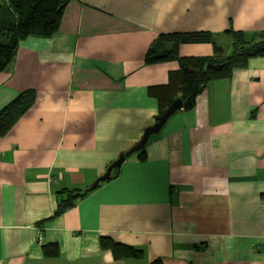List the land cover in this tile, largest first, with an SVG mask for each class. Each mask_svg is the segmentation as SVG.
<instances>
[{"label": "crops", "instance_id": "obj_1", "mask_svg": "<svg viewBox=\"0 0 264 264\" xmlns=\"http://www.w3.org/2000/svg\"><path fill=\"white\" fill-rule=\"evenodd\" d=\"M228 28L264 30V0H68L55 33L18 42L0 108L28 88L35 98L0 137V264H264V55L208 82L88 189L154 121L147 88L177 68L145 63L155 37L208 31L225 45ZM71 189L85 192L54 215ZM100 235L142 258L114 260ZM48 242L57 256L42 254Z\"/></svg>", "mask_w": 264, "mask_h": 264}, {"label": "trees", "instance_id": "obj_2", "mask_svg": "<svg viewBox=\"0 0 264 264\" xmlns=\"http://www.w3.org/2000/svg\"><path fill=\"white\" fill-rule=\"evenodd\" d=\"M68 0H0V70L13 58L18 42L27 36L49 37L56 32L63 9ZM228 41L216 42V34L208 31L159 33L144 54L145 63L175 60L177 68L168 74L167 82L149 86L147 93L157 102L156 117L176 97L181 99L179 109H189L194 98L210 81L227 78L232 70L246 66L247 60L264 55V30L246 36L241 30L228 28L221 33ZM206 42L212 45V53L205 56H180V43ZM35 92L28 88L17 93L0 108V137L8 132L15 121L33 104ZM85 191L60 190L53 214L68 209ZM98 246L110 251L114 260L141 259V250L114 241L108 235L98 237ZM46 257L58 255L55 242L41 246ZM146 264H161L155 258Z\"/></svg>", "mask_w": 264, "mask_h": 264}, {"label": "water", "instance_id": "obj_3", "mask_svg": "<svg viewBox=\"0 0 264 264\" xmlns=\"http://www.w3.org/2000/svg\"><path fill=\"white\" fill-rule=\"evenodd\" d=\"M182 105L181 99L179 97L174 98L168 106L164 108V110L156 117L152 124L146 126L140 138L136 143L131 145L127 150L121 152L117 155V157L112 160L109 164L106 165L103 172L98 175L94 180L90 183L88 189L95 188L99 182L105 181L110 177V172L113 168L118 167L124 158L130 153L143 148L145 142L148 137L152 134L158 133L162 125L165 123L166 119L177 109H179Z\"/></svg>", "mask_w": 264, "mask_h": 264}, {"label": "built area", "instance_id": "obj_4", "mask_svg": "<svg viewBox=\"0 0 264 264\" xmlns=\"http://www.w3.org/2000/svg\"><path fill=\"white\" fill-rule=\"evenodd\" d=\"M263 176H264V174H263Z\"/></svg>", "mask_w": 264, "mask_h": 264}]
</instances>
